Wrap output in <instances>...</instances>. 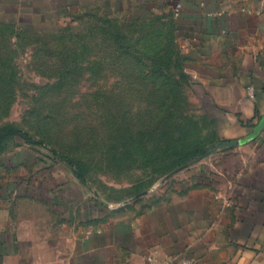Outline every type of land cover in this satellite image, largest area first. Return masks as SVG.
<instances>
[{"label": "crops", "instance_id": "crops-1", "mask_svg": "<svg viewBox=\"0 0 264 264\" xmlns=\"http://www.w3.org/2000/svg\"><path fill=\"white\" fill-rule=\"evenodd\" d=\"M97 9L170 14L214 144L153 203L117 208L68 163L8 148L0 264H264V0H0V26L40 33Z\"/></svg>", "mask_w": 264, "mask_h": 264}, {"label": "rangeland", "instance_id": "rangeland-1", "mask_svg": "<svg viewBox=\"0 0 264 264\" xmlns=\"http://www.w3.org/2000/svg\"><path fill=\"white\" fill-rule=\"evenodd\" d=\"M3 127L30 138L8 148L72 164L114 208L153 203L215 141L167 12L97 9L40 33L0 26Z\"/></svg>", "mask_w": 264, "mask_h": 264}, {"label": "trees", "instance_id": "trees-1", "mask_svg": "<svg viewBox=\"0 0 264 264\" xmlns=\"http://www.w3.org/2000/svg\"><path fill=\"white\" fill-rule=\"evenodd\" d=\"M150 14V12H147V13H144L142 15V17H148V15ZM24 138V139H27L29 140L30 138L22 133L21 131L17 130V129H14L12 127H3V128H0V155L5 152V150L8 148L7 147V144L10 140L12 139H15V138ZM30 142V141H29ZM32 143V142H31ZM7 147V148H6ZM205 152V151H204ZM202 152V153H204ZM196 155H199V154H196ZM54 158H57V156L53 155ZM58 159V158H57ZM72 165V164H71ZM74 172L75 174L77 175V177L81 180L84 181V177L81 173H79V170L74 166Z\"/></svg>", "mask_w": 264, "mask_h": 264}, {"label": "built area", "instance_id": "built-area-1", "mask_svg": "<svg viewBox=\"0 0 264 264\" xmlns=\"http://www.w3.org/2000/svg\"><path fill=\"white\" fill-rule=\"evenodd\" d=\"M182 9V3H177L175 8H174V16L178 17L180 15ZM174 264H196V262L192 259H183L177 263Z\"/></svg>", "mask_w": 264, "mask_h": 264}]
</instances>
